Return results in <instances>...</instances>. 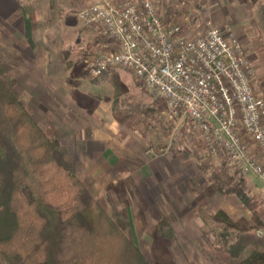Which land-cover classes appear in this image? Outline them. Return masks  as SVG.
Instances as JSON below:
<instances>
[{
	"label": "rangeland",
	"instance_id": "obj_1",
	"mask_svg": "<svg viewBox=\"0 0 264 264\" xmlns=\"http://www.w3.org/2000/svg\"><path fill=\"white\" fill-rule=\"evenodd\" d=\"M44 1L38 0L39 14L27 0L11 1L12 8L16 2L22 6L14 20L6 21L0 12V68L9 77L29 76L27 83L33 81L32 69L38 85L53 87L50 95L39 96L18 85L35 122L61 141L95 197H107L112 211H129L127 235L151 264H237L227 251L237 233L213 217L224 212L255 227V215L264 222V196L250 191L227 155L213 154L205 135L182 114L172 116L165 100L147 91L133 73L112 68L93 76L91 65L111 50L98 29L79 22L78 13L101 0H60L63 6L53 0L58 6L50 12ZM154 1L163 19L191 38L210 28L231 32L264 96V0ZM35 33L38 45L30 49ZM240 135L264 166V152L244 132ZM216 174L231 185L243 180L250 206L219 193ZM162 220L167 226L158 234ZM252 234L264 236V229Z\"/></svg>",
	"mask_w": 264,
	"mask_h": 264
},
{
	"label": "trees",
	"instance_id": "obj_2",
	"mask_svg": "<svg viewBox=\"0 0 264 264\" xmlns=\"http://www.w3.org/2000/svg\"><path fill=\"white\" fill-rule=\"evenodd\" d=\"M18 85L0 68V264H151L127 235L129 211H112L107 197L92 194L61 141L35 122ZM216 176L219 193L250 206L243 180L231 185ZM213 219L237 233L231 259L264 264V236L252 234L264 229L259 216L255 227L224 212ZM166 226L162 220L157 233Z\"/></svg>",
	"mask_w": 264,
	"mask_h": 264
},
{
	"label": "built area",
	"instance_id": "obj_3",
	"mask_svg": "<svg viewBox=\"0 0 264 264\" xmlns=\"http://www.w3.org/2000/svg\"><path fill=\"white\" fill-rule=\"evenodd\" d=\"M85 27H97L115 50L91 65L95 77L123 68L147 91L167 103L172 116L184 114L205 135L213 154L227 155L243 176L264 181V166L240 132L264 152V96L238 39L210 28L199 37L168 24L154 0H101L78 13Z\"/></svg>",
	"mask_w": 264,
	"mask_h": 264
},
{
	"label": "crops",
	"instance_id": "obj_4",
	"mask_svg": "<svg viewBox=\"0 0 264 264\" xmlns=\"http://www.w3.org/2000/svg\"><path fill=\"white\" fill-rule=\"evenodd\" d=\"M2 2H0V12H1V14H2V16L5 18V20L6 21H9V20H14L15 18H16V15L18 14V12H20V10H21V8H22V6H20L19 5V2H16V4H17V7L16 8H12L13 7V5H14V2H11V1H13V0H1ZM37 1V2H36ZM58 1V0H57ZM81 1H85V0H81ZM88 1L89 0H86V2L88 3ZM91 1V0H90ZM59 2H60V0H59ZM70 2H71V0H70ZM69 2V3H70ZM27 3H28V5H29V9L33 12V13H36V14H39L41 11H39L40 9H39V6H40V4L38 5V0H27ZM26 3V4H27ZM44 3H46L47 4V8H45L46 10H45V12H50L51 10H53L52 8L53 7H55V6H58L57 5V3H53V0H46V1H44ZM23 4H25L24 2H23ZM59 4V3H58ZM62 4V5H61ZM78 4H80V3H78ZM64 4L62 3V1L60 2V6H63ZM77 6H79V5H77ZM71 7V6H70ZM69 7V10L70 9H72V8H70ZM67 9V8H66ZM42 10V9H41ZM43 12V11H42ZM40 20V19H39ZM8 23V22H7ZM38 25H39V23H38ZM37 29H39V27L37 26ZM94 29H98V31H96V32H98L99 33V35L101 34V36L105 39L106 38V43H105V47L106 48H108L109 50H111V51H114L115 50V46H114V43L109 39V38H107L104 34H103V32H102V30H100L99 31V28H97V27H94ZM36 33L33 35V40H30L31 41V43L30 44H28V47L30 48V49H34V47H37V45H38V41H36ZM101 37V38H102ZM39 45H41V43H39ZM33 51V50H32ZM33 53V52H32ZM34 58V57H33ZM32 58V59H33ZM26 60L25 62H29V63H32L34 60ZM28 66V65H27ZM27 68H29V67H27ZM34 69H37V67H35ZM30 71H31V73L33 74L34 72H33V70L32 69H30ZM49 71V70H48ZM51 71H53V70H51V68H50V71H49V74H50V72ZM31 74V76H32V78H33V81L32 80H30L29 79V81H28V83H27V77L29 78V76H25V77H23L22 76V73H21V75L18 77H16V79H17V81H18V84H22V86H24V88L28 91V92H31L32 94H37V95H39V96H41L42 94L44 95V94H47V95H50V93H51V89L53 88L52 87V85L51 84H49V83H47L46 85L44 84V86H42V85H38L36 82H35V76L34 75H32ZM144 85V84H143ZM30 90V91H29ZM54 94V93H53ZM56 94V93H55ZM182 114V113H181ZM183 115V117L184 118H187L184 114H182ZM188 119V118H187ZM114 125H116L117 127H119L118 126V124H117V122H111V126H114ZM115 126V127H116ZM119 129V128H118ZM256 176H246L245 178L247 179L246 180V183H247V186H248V189L251 191H255V193H258V194H262L263 196H264V182L260 179V178H255ZM249 190H247V192L249 191Z\"/></svg>",
	"mask_w": 264,
	"mask_h": 264
}]
</instances>
